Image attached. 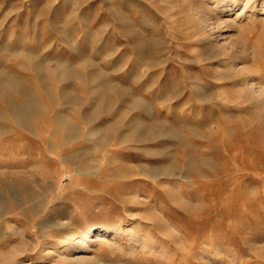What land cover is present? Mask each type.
Returning <instances> with one entry per match:
<instances>
[{
    "label": "rangeland",
    "instance_id": "1",
    "mask_svg": "<svg viewBox=\"0 0 264 264\" xmlns=\"http://www.w3.org/2000/svg\"><path fill=\"white\" fill-rule=\"evenodd\" d=\"M92 226L98 264H264V0H0V264Z\"/></svg>",
    "mask_w": 264,
    "mask_h": 264
},
{
    "label": "bare ground",
    "instance_id": "2",
    "mask_svg": "<svg viewBox=\"0 0 264 264\" xmlns=\"http://www.w3.org/2000/svg\"><path fill=\"white\" fill-rule=\"evenodd\" d=\"M116 230V226H112L108 230L101 226H92L79 231L77 236L69 233L61 239V246L56 251L59 254L57 257L66 264H98V261L88 257V253L99 248L100 237L115 234ZM68 242H71V246H67L69 245ZM46 261L45 257H42L40 264Z\"/></svg>",
    "mask_w": 264,
    "mask_h": 264
}]
</instances>
